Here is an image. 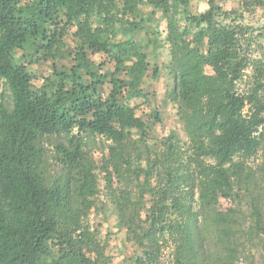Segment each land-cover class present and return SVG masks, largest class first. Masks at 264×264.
I'll use <instances>...</instances> for the list:
<instances>
[{"label":"trees","instance_id":"trees-1","mask_svg":"<svg viewBox=\"0 0 264 264\" xmlns=\"http://www.w3.org/2000/svg\"><path fill=\"white\" fill-rule=\"evenodd\" d=\"M147 2L167 19L162 67L134 39L146 28L134 18L145 0H0V264H113L87 218L102 192L99 168L115 226L141 250L135 264H161L167 246L172 264L264 258V60L245 49L249 31L235 12L215 0L196 14L189 0ZM72 27L75 62L39 85L34 66L65 54ZM249 67L252 85L241 93ZM150 69L152 79L163 70L173 79L187 140L167 136L143 150L150 124L130 103L148 97ZM48 136L68 140L54 175ZM96 136L112 142L101 166L85 149Z\"/></svg>","mask_w":264,"mask_h":264},{"label":"rangeland","instance_id":"rangeland-1","mask_svg":"<svg viewBox=\"0 0 264 264\" xmlns=\"http://www.w3.org/2000/svg\"><path fill=\"white\" fill-rule=\"evenodd\" d=\"M188 9L191 13H200L209 8V0H189ZM216 5L220 6L225 11L233 10L235 12L233 18L237 22L243 24L249 31L244 38V47L253 55V58H261L264 60V0H215ZM206 5V7H205ZM231 16V17H232ZM144 18L145 30L138 31L134 39L145 43V50L148 52L152 66L162 67L167 65L170 60L169 45L166 43V24L167 19L162 15L161 10L156 9L153 5L145 0L144 4L140 5V12L134 17L136 20ZM183 22V21H182ZM181 22V23H182ZM76 28L72 27L64 36L66 46L65 54L55 60L43 61L42 64H36L34 69L40 78L37 83H43V76L48 75L52 68H70L74 60L73 48L76 45L73 33ZM153 31L157 32L154 34ZM159 36L157 44L148 42L149 38ZM250 44L248 45V43ZM72 52V53H71ZM71 53V54H69ZM89 59L99 66L104 65L103 70L112 69L107 63L105 55L102 53H89ZM209 70V69H208ZM152 70L150 69L145 78L143 88L147 92L148 97L145 99L133 100L130 104L135 107L137 115L142 116L145 121L150 124L148 131L149 139H146V145L143 150L153 148L152 141H159L167 136H174L176 139L185 142L187 136L184 131L183 123L178 117L177 103L173 99V79L167 74V70H163L157 79L151 78ZM252 74V69L249 67L245 71L244 77L238 82L237 89L241 93H245L252 85V79L249 77ZM134 137H138L135 135ZM139 138V137H138ZM60 143L68 144L67 138L58 136H48L44 138V158L47 162L46 166L51 175L56 174L59 170L58 147ZM112 142L106 140L102 136H96L88 140V145L85 148L88 158L93 163L101 166L103 157L109 153ZM262 162V160H261ZM98 186L101 193L97 194L95 204L87 212L88 222L95 228L99 229L100 235L107 240V252L112 256L113 264H133V256L141 250L134 245L133 242L126 239L123 232L118 231L115 226L116 220L112 213L111 205L108 201H104L105 193L102 188L105 185V171L102 168L96 170ZM232 205V201L221 200V207L227 208ZM140 250V251H139ZM161 264H172L171 249L167 246L163 250ZM135 264V263H134ZM253 264H264L262 253H256Z\"/></svg>","mask_w":264,"mask_h":264},{"label":"clouds","instance_id":"clouds-1","mask_svg":"<svg viewBox=\"0 0 264 264\" xmlns=\"http://www.w3.org/2000/svg\"><path fill=\"white\" fill-rule=\"evenodd\" d=\"M205 7H206V5H205Z\"/></svg>","mask_w":264,"mask_h":264}]
</instances>
